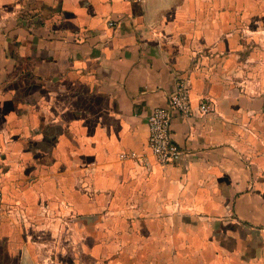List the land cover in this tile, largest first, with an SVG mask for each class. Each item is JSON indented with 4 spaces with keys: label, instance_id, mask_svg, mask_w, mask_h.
<instances>
[{
    "label": "crops",
    "instance_id": "crops-1",
    "mask_svg": "<svg viewBox=\"0 0 264 264\" xmlns=\"http://www.w3.org/2000/svg\"><path fill=\"white\" fill-rule=\"evenodd\" d=\"M261 55L264 0H0V264H264Z\"/></svg>",
    "mask_w": 264,
    "mask_h": 264
},
{
    "label": "built area",
    "instance_id": "built-area-1",
    "mask_svg": "<svg viewBox=\"0 0 264 264\" xmlns=\"http://www.w3.org/2000/svg\"><path fill=\"white\" fill-rule=\"evenodd\" d=\"M200 110L206 113L210 110L208 100L202 99ZM181 113L186 117L192 116L190 100V80L181 77L175 90L168 96L165 105L157 106L148 119L149 147L156 161L169 164L180 161L185 155V148L175 139L172 120L175 114ZM148 164V161H146ZM4 201V191L0 180V208Z\"/></svg>",
    "mask_w": 264,
    "mask_h": 264
},
{
    "label": "rangeland",
    "instance_id": "rangeland-1",
    "mask_svg": "<svg viewBox=\"0 0 264 264\" xmlns=\"http://www.w3.org/2000/svg\"><path fill=\"white\" fill-rule=\"evenodd\" d=\"M260 59H261V67L262 68H264V55H261L260 56ZM242 76H244V75H242ZM242 76H240V78L242 77ZM255 83V88L257 89V90H259V92L260 93H262V92H264V86H262V85H260V84H257L256 82H254ZM248 85H250V86H248ZM252 82H248V81H246L245 82V85H244V87H242L243 88V90H244V92L245 91H251L252 90ZM252 92V91H251ZM256 92V91H255ZM47 259V258H46ZM43 260H45V259H43ZM44 262V261H43ZM45 264H47V263H45Z\"/></svg>",
    "mask_w": 264,
    "mask_h": 264
},
{
    "label": "water",
    "instance_id": "water-1",
    "mask_svg": "<svg viewBox=\"0 0 264 264\" xmlns=\"http://www.w3.org/2000/svg\"><path fill=\"white\" fill-rule=\"evenodd\" d=\"M142 1H145V0H142Z\"/></svg>",
    "mask_w": 264,
    "mask_h": 264
}]
</instances>
